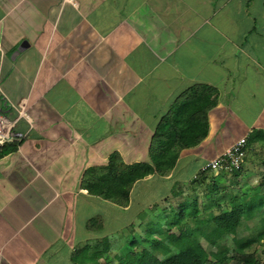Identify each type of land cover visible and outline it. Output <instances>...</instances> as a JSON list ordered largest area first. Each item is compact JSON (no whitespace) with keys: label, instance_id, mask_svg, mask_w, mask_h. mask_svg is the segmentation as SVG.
Returning <instances> with one entry per match:
<instances>
[{"label":"crops","instance_id":"crops-1","mask_svg":"<svg viewBox=\"0 0 264 264\" xmlns=\"http://www.w3.org/2000/svg\"><path fill=\"white\" fill-rule=\"evenodd\" d=\"M204 95L168 176L134 182L127 206L93 193L112 158L116 172L151 163L158 125ZM20 105L0 149V264H82L105 238L114 252L176 174L240 137L246 178L264 174V0H0V106L16 118Z\"/></svg>","mask_w":264,"mask_h":264},{"label":"trees","instance_id":"trees-1","mask_svg":"<svg viewBox=\"0 0 264 264\" xmlns=\"http://www.w3.org/2000/svg\"><path fill=\"white\" fill-rule=\"evenodd\" d=\"M212 103L209 95L192 98L188 105L180 108L178 121L158 125L155 131L158 150L152 155L151 163L125 165L116 172L113 171L112 158L106 175L100 179L101 188L93 189V193L127 206L134 182L155 172L159 176H168L175 167L180 150L194 144L183 140L187 138V133L196 132L197 122L192 116ZM206 132L207 123L204 121L202 135ZM242 170L230 172L231 184L227 185L218 183V174L214 175L209 170L199 171L189 181L193 189L189 198L183 197L184 187L180 185L179 179L175 180L168 198H180L177 203L179 210L162 222L159 213L142 209L138 214L140 223L136 224L140 230L134 229L133 222L125 226L120 237L124 240L123 249L115 254L117 264H230L233 260L238 264L247 260H252V264H263L261 254L253 249V245L264 244V175L259 177L258 184L253 187L248 186L246 190L234 188ZM196 187L206 190L203 196H197ZM205 204L206 207H201ZM170 208L171 203L164 211ZM245 215L256 218L255 237L243 241L233 237L230 241V236L236 234ZM95 220L92 221L93 226L97 223ZM173 229L177 230V234L170 238ZM103 241H106L104 247L98 248L89 262L83 258L82 264H100L99 259L110 249L108 238ZM203 241L212 248L206 257H202L205 249Z\"/></svg>","mask_w":264,"mask_h":264},{"label":"rangeland","instance_id":"rangeland-1","mask_svg":"<svg viewBox=\"0 0 264 264\" xmlns=\"http://www.w3.org/2000/svg\"><path fill=\"white\" fill-rule=\"evenodd\" d=\"M246 162L247 161L245 159L244 165L242 167L243 168L242 174H241V177L238 179V183H236L235 185L232 184L234 186V188H239L240 187L242 190H246L248 186L253 187V186L257 185L258 182H259L258 177L257 178H252V180L246 178V176H245L246 172L244 171V167L248 168L247 166H245ZM181 171H183V169ZM186 176H188V175L185 174V171H184V173L182 172V173H178V174L175 175V177L180 180V185L182 187H184L183 197L184 198H189L193 194L192 193L193 189H192V187H190L189 181L191 179H194L196 174L193 175L191 179H186L185 178ZM230 176H231L230 173H219L217 175L218 183L221 184V185H222V183L224 185L231 184V181H230V178H229ZM194 189H195L198 197L203 196V193H205V191H206L202 187H196ZM160 191H162V190L158 189L155 193H157V195H159ZM155 193L150 192V194H146L145 196L148 199V197H152ZM179 199L180 198L169 199L168 202L165 201V203L159 204V206L156 208V210H153V212L151 210V212L154 213V214H156V213L158 214L159 213L160 214V220L163 222L166 219V217H173L176 214V212L179 210V207H178V204H177ZM168 203L172 204V208L168 209L167 211H162L166 207V204H168ZM206 206H207V204L201 205V207H203V208L206 207ZM124 218H126V217H124ZM242 220L243 221L240 224V226L238 227L236 234L235 235L232 234V236H230V241L232 240L233 237H235L236 239H239V241L248 240V239H251V238L255 237L254 234L256 232V230H255L256 218H254V217L252 218V217H249V216L245 215ZM130 223H131L130 221H126L124 224H125V226H127ZM133 223H135L134 229L136 231H139L140 228H138V226L136 225V224L140 223L139 219L138 218L134 219ZM95 226H96V223H95ZM106 226H107L106 230H108V228L110 227V230H112L115 233L118 232V234H120V232H121V229H120L121 223H118V221L117 222H112L110 225H106ZM176 234H177V230L173 229V231L170 233L169 236H170V238H173ZM98 242L101 244L99 247L93 245L89 249H84L83 248L82 250H80L77 253V256L75 258L78 259V261H82V259L84 258V259H87V262H89L95 256L96 250L98 248L104 247V244L106 243V241L98 240V241L95 242V244H97ZM123 242H124V240H122V239H118V240L116 239V241L113 242V250H114V252L110 251V253H107V254H104L103 256H101V258L99 259V263L100 264H117L118 260L115 258V254L114 253H116V251L118 253L122 251L123 246H124ZM203 244H204L205 249H204V251L202 253V257H206L207 253L212 248L205 241H203ZM253 249L257 250V252L261 254L262 263L264 264V244L263 243L254 244L253 245ZM230 264H238V263H236L233 260V261L230 262ZM241 264H252V260H247V261H245V262H243Z\"/></svg>","mask_w":264,"mask_h":264},{"label":"built area","instance_id":"built-area-1","mask_svg":"<svg viewBox=\"0 0 264 264\" xmlns=\"http://www.w3.org/2000/svg\"><path fill=\"white\" fill-rule=\"evenodd\" d=\"M73 2L74 0H67ZM17 111L16 118H9L2 106H0V149H3L9 142L15 140L13 129L16 122L21 117H26L25 109L22 105L14 107ZM246 137H240L220 155L204 163L200 171L209 170L215 175L218 173H230L242 168L246 158Z\"/></svg>","mask_w":264,"mask_h":264}]
</instances>
